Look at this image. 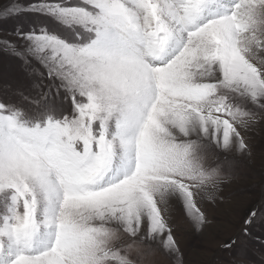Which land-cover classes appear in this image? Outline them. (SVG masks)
I'll use <instances>...</instances> for the list:
<instances>
[{"label":"snow or ice","instance_id":"obj_1","mask_svg":"<svg viewBox=\"0 0 264 264\" xmlns=\"http://www.w3.org/2000/svg\"><path fill=\"white\" fill-rule=\"evenodd\" d=\"M47 9L86 33L56 52L75 114L26 126L0 107V264L182 259L166 216L223 203L229 154L264 119V0H83ZM86 98V102L76 97ZM264 194L225 249L264 246ZM231 264H245L235 257Z\"/></svg>","mask_w":264,"mask_h":264},{"label":"rangeland","instance_id":"obj_2","mask_svg":"<svg viewBox=\"0 0 264 264\" xmlns=\"http://www.w3.org/2000/svg\"><path fill=\"white\" fill-rule=\"evenodd\" d=\"M76 6L83 0H0V107L26 126H46L75 114L72 91L64 78L56 52L38 36L59 38L74 46L86 35L49 11L47 4ZM86 102V98L77 96ZM251 155L231 153L232 179L222 185L223 203L201 200L207 223L197 227L182 210L171 205L166 216L182 259L164 254L162 241L149 264H264V246L253 239L247 248L229 252L225 245L236 232L245 212L264 194V119L247 135ZM256 235L264 238L257 230Z\"/></svg>","mask_w":264,"mask_h":264}]
</instances>
